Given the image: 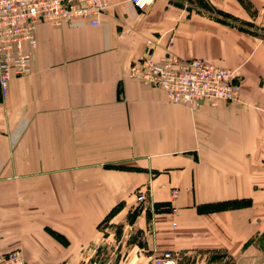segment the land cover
<instances>
[{
    "label": "crops",
    "instance_id": "obj_1",
    "mask_svg": "<svg viewBox=\"0 0 264 264\" xmlns=\"http://www.w3.org/2000/svg\"><path fill=\"white\" fill-rule=\"evenodd\" d=\"M200 1L264 29V0H248L254 12ZM106 4L95 26L39 23L28 74L0 94V250L19 249L25 264H92L99 221L142 191L152 250L221 249L234 264H264L252 241L264 230V37L198 0ZM147 38L152 60L167 51L234 70L239 101L189 109L126 77ZM235 200L246 203L217 206Z\"/></svg>",
    "mask_w": 264,
    "mask_h": 264
},
{
    "label": "built area",
    "instance_id": "obj_2",
    "mask_svg": "<svg viewBox=\"0 0 264 264\" xmlns=\"http://www.w3.org/2000/svg\"><path fill=\"white\" fill-rule=\"evenodd\" d=\"M138 10L153 0H130ZM106 0H0V94L4 96L12 78L28 74L29 63L37 46L35 29L39 23L50 26L69 25L83 20L95 26L106 9ZM153 40H145L142 57L130 61L124 75L146 86L164 91L166 100L189 109L197 108L202 101H239L240 83L234 70L209 64L200 58L184 59L165 52L152 60L149 49ZM176 191L171 192L175 196ZM145 200L137 191L136 202ZM171 214L176 215L175 209ZM175 225V222L171 223ZM170 251L163 252L160 264H175ZM0 264H25L19 249L0 250Z\"/></svg>",
    "mask_w": 264,
    "mask_h": 264
},
{
    "label": "rangeland",
    "instance_id": "obj_3",
    "mask_svg": "<svg viewBox=\"0 0 264 264\" xmlns=\"http://www.w3.org/2000/svg\"><path fill=\"white\" fill-rule=\"evenodd\" d=\"M185 3L188 7L192 6L189 1ZM247 5L248 10L254 12L249 1ZM195 8L214 14V10L208 7L206 2L200 0H198V5ZM222 16V14L219 15L221 18ZM242 22L249 23L243 25L249 31L262 32V28L258 24L248 21ZM133 194L134 197L128 201L129 203H119L115 206L114 214L97 226V243H95V251L91 255L92 264H160L161 256L167 250L154 251L148 247L143 231L139 227L141 222L139 215L143 213L144 216H148V204L146 199L142 202H136L135 195L137 192ZM243 202L246 201H232L228 205L238 207ZM218 204L225 205V203ZM0 226L3 227V224ZM263 231L255 236L252 241L264 257ZM168 251L175 256V264H234V258L221 249H176Z\"/></svg>",
    "mask_w": 264,
    "mask_h": 264
},
{
    "label": "trees",
    "instance_id": "obj_4",
    "mask_svg": "<svg viewBox=\"0 0 264 264\" xmlns=\"http://www.w3.org/2000/svg\"><path fill=\"white\" fill-rule=\"evenodd\" d=\"M238 2L242 5V7H244L245 9H247L248 10V5H247V0H238ZM250 6V5H249ZM214 10V14H210L209 13V15L211 16V17H213V18H215V19H218V20H220V21H222V22H226V23H228V24H231V25H234L237 29H239V30H243V31H246V32H249V33H251V34H253V35H257V36H260V37H264V29L262 28L261 30H262V32H255V31H249L248 29H246L245 27H243V25H247V24H249V23H247V22H242V21H239V20H237L236 18H234V17H231V16H229V14H227V13H225V12H223V11H221V10H219V9H213ZM223 15L222 16V18L221 17H219V15ZM251 26V25H250ZM235 201H239V200H235ZM241 201H244V200H241ZM230 202H232V201H230ZM219 203H225V205L224 204H222V205H219V204H217V206L218 207H224V206H232V205H228V203L229 202H219ZM243 203H246V202H243ZM242 203V204H243ZM119 204V203H118ZM118 204H116L115 206H117ZM115 206H113V207H111L110 208V210L107 212V214L99 221V223L100 222H103V221H105V220H107L108 218H110V216H112L113 214H114V212H115ZM99 223L97 224V226L99 225ZM262 234H264V231H263V233ZM214 252V251H213Z\"/></svg>",
    "mask_w": 264,
    "mask_h": 264
}]
</instances>
